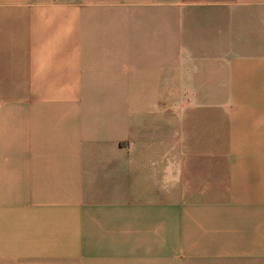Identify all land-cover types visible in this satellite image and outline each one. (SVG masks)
I'll return each mask as SVG.
<instances>
[{"label":"crops","instance_id":"0c3cea01","mask_svg":"<svg viewBox=\"0 0 264 264\" xmlns=\"http://www.w3.org/2000/svg\"><path fill=\"white\" fill-rule=\"evenodd\" d=\"M0 264H264V0H0Z\"/></svg>","mask_w":264,"mask_h":264}]
</instances>
